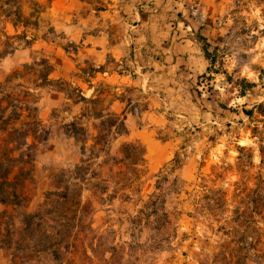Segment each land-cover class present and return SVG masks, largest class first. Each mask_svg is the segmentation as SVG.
<instances>
[{"label": "rangeland", "instance_id": "374dc122", "mask_svg": "<svg viewBox=\"0 0 264 264\" xmlns=\"http://www.w3.org/2000/svg\"><path fill=\"white\" fill-rule=\"evenodd\" d=\"M37 1L40 26L27 31L33 46L0 59V101L20 114L0 129V147L13 149L17 195L0 203V264H264V59L257 82L245 83L244 102L220 99L223 121L153 174L137 163V153L126 159L132 142L123 127L111 134L114 120L107 118L99 134L92 116L101 105L80 100L79 86L90 98L98 85L80 38L108 31L95 28L90 3L110 0H59L54 9V0ZM247 1L261 6L255 15L264 19V0ZM18 30L6 28L11 35L24 31ZM44 60L52 68L47 79ZM102 83L99 89H109ZM109 101L102 103L111 112ZM238 110L241 116H233ZM188 157L192 179L181 173ZM151 195L165 202L166 216L160 207L139 214ZM34 215L27 228L25 218ZM61 220H68L66 229Z\"/></svg>", "mask_w": 264, "mask_h": 264}, {"label": "crops", "instance_id": "0c3cea01", "mask_svg": "<svg viewBox=\"0 0 264 264\" xmlns=\"http://www.w3.org/2000/svg\"><path fill=\"white\" fill-rule=\"evenodd\" d=\"M58 3L54 0L51 9ZM90 4L95 28L106 25L108 31L80 38L79 50H87L85 59L95 65L91 77L98 84L90 98L79 86L80 100L101 105L92 116L99 134L106 133L105 120L112 118L111 134L119 135L118 123H113L123 120L126 139L144 149L141 168L150 173L160 172L191 148L187 144L194 136L223 121L220 99L244 102L245 83L257 82L264 59V19L255 15L260 5L246 0ZM86 83L92 87L91 81ZM101 83L109 89H99ZM107 96L111 112L102 103ZM233 116H241L240 111ZM187 160L181 173L192 179L194 160Z\"/></svg>", "mask_w": 264, "mask_h": 264}, {"label": "trees", "instance_id": "16d2710c", "mask_svg": "<svg viewBox=\"0 0 264 264\" xmlns=\"http://www.w3.org/2000/svg\"><path fill=\"white\" fill-rule=\"evenodd\" d=\"M26 5H28V10L26 9ZM43 14L42 6L37 0H0V18L4 22L3 30L4 32L0 31V45L3 47V50L0 51V59L6 57L9 54L14 53L18 50V48L23 44L25 47L33 46L34 42L33 39L28 40V30H38L40 26V20L41 15ZM7 25H11L16 32H18L19 28H23L24 31L20 34H14L11 35L6 31ZM2 36L5 38L2 39ZM2 39V40H1ZM44 65L47 66V73L44 75V77L47 79L51 73V66L48 64L47 61L44 60ZM10 97V96H8ZM82 100L86 101L87 99L82 97ZM6 101V100H5ZM2 100L0 101V129L2 131H7L9 126H12L15 124L16 121L19 120L20 114L17 110V108L11 109V104L7 103L6 105H3L5 103ZM94 103V101H93ZM15 115V117H13ZM119 123L121 127H123L124 132L126 133V128L123 120H120L118 117V120L115 121L113 124ZM74 127L77 125L75 123ZM112 124V123H110ZM118 129V128H117ZM26 138L30 135V132H26ZM5 142V141H3ZM4 143L0 147V203H6L7 199L9 197L16 198L17 195L15 192H11V181H10V175L12 173V167L10 165V162L13 160L9 156V152H11L13 149L9 148V146H5ZM132 147V151L128 150V148ZM136 146L130 144L127 147L128 152H124L125 157L127 160L133 159L131 157H134V155L137 153L138 155V162L143 161V155H144V149L140 148L139 151L135 148ZM67 197H63L64 199ZM164 206L165 202L159 199L158 196H149L148 200L143 202L142 209L140 210L139 214L144 215V210L152 209L155 211H159V207L162 208L163 215L166 216V213L164 212ZM151 216V215H150ZM37 217L34 216H27L25 218V224L27 228H30L33 225V221ZM147 221H150L149 215H146ZM62 225L65 227H68L69 224L67 223L68 220H61ZM134 221V220H133ZM154 221V220H153ZM59 233L57 232V234Z\"/></svg>", "mask_w": 264, "mask_h": 264}]
</instances>
